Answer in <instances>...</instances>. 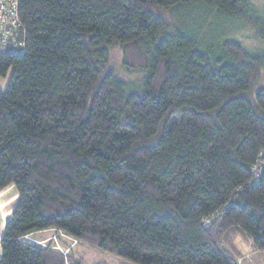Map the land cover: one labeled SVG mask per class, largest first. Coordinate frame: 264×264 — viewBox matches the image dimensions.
<instances>
[{
	"label": "trees",
	"instance_id": "16d2710c",
	"mask_svg": "<svg viewBox=\"0 0 264 264\" xmlns=\"http://www.w3.org/2000/svg\"><path fill=\"white\" fill-rule=\"evenodd\" d=\"M18 2L25 50L0 51V191L14 183L19 201L0 264H86L68 238L120 260L91 264H238V236L264 251V53L165 17L193 9L264 38L250 1ZM116 46L137 81L110 64ZM46 230L68 253L42 245Z\"/></svg>",
	"mask_w": 264,
	"mask_h": 264
},
{
	"label": "rangeland",
	"instance_id": "374dc122",
	"mask_svg": "<svg viewBox=\"0 0 264 264\" xmlns=\"http://www.w3.org/2000/svg\"><path fill=\"white\" fill-rule=\"evenodd\" d=\"M253 13L262 22H264V0H249ZM178 9L172 8L165 11L166 19L171 23L173 27L180 24L195 25L196 28H202L200 32L207 38H214L217 34V39H234L242 43V45L254 54L264 53V38L258 35L257 30L250 24L241 20H227L224 22L220 18H214L208 20L206 23L202 21V16L198 11L193 9L184 10L177 13ZM179 16V18H178ZM191 16V17H190ZM201 22V23H200ZM206 28V29H205ZM220 32V33H219ZM219 33V34H218ZM110 64L115 69L116 73L122 79L133 83L140 79L142 73L134 69L128 70L123 66V51L120 46H116L110 51ZM13 69H10L6 76H0V90H6L11 77ZM256 88H264V68L261 70L260 76L255 83ZM19 201V193L14 183L9 184L4 190L0 192V240L5 231V224L7 222V211H11ZM55 232L49 231L48 235L53 236ZM46 241L42 245L48 243L53 244L57 250H61V247L67 251L69 248L63 247V243L57 238ZM64 236V235H63ZM249 238V237H248ZM52 241V242H51ZM67 245L74 246L76 252L81 254L86 264L97 263L100 261H107L110 263H119L120 260L112 254L101 251L100 249L90 247L83 243L78 244L76 239L68 238ZM237 248L245 256L238 260V264H264V251L255 250L251 245L250 239H245L243 236H238L236 239ZM127 262H124V264Z\"/></svg>",
	"mask_w": 264,
	"mask_h": 264
},
{
	"label": "built area",
	"instance_id": "2783aa9c",
	"mask_svg": "<svg viewBox=\"0 0 264 264\" xmlns=\"http://www.w3.org/2000/svg\"><path fill=\"white\" fill-rule=\"evenodd\" d=\"M24 34L25 27L20 18L18 0H0V51L23 53ZM61 250L67 252L62 248Z\"/></svg>",
	"mask_w": 264,
	"mask_h": 264
},
{
	"label": "crops",
	"instance_id": "0c3cea01",
	"mask_svg": "<svg viewBox=\"0 0 264 264\" xmlns=\"http://www.w3.org/2000/svg\"><path fill=\"white\" fill-rule=\"evenodd\" d=\"M0 192H1V191H0ZM10 212H11V211H7V213H6L7 218L9 217ZM7 220H8V219H7ZM49 231L54 232L53 230H46V231H44V232H42V233H40V234L42 235L43 238H44V237H49V235H48V232H49ZM244 256H245V255H244Z\"/></svg>",
	"mask_w": 264,
	"mask_h": 264
}]
</instances>
